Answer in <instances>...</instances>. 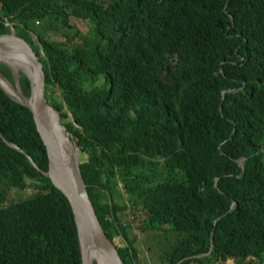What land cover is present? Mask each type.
I'll use <instances>...</instances> for the list:
<instances>
[{
	"label": "trees",
	"instance_id": "1",
	"mask_svg": "<svg viewBox=\"0 0 264 264\" xmlns=\"http://www.w3.org/2000/svg\"><path fill=\"white\" fill-rule=\"evenodd\" d=\"M12 25L125 264H146L128 211L158 239L149 264H264V0H0ZM0 132L18 149L0 138V264H84L32 112L1 86Z\"/></svg>",
	"mask_w": 264,
	"mask_h": 264
},
{
	"label": "water",
	"instance_id": "2",
	"mask_svg": "<svg viewBox=\"0 0 264 264\" xmlns=\"http://www.w3.org/2000/svg\"><path fill=\"white\" fill-rule=\"evenodd\" d=\"M11 28L12 33L10 35L0 36V56L10 54L12 58L23 60L29 66L31 74L28 75L24 71L23 74L30 82V97L28 98L22 93L19 86L18 74L14 75L15 86H12L0 74V86L13 99L14 97L10 90L16 88V91L21 94V97H17L16 101L29 108L32 112L37 131L47 150L49 169L44 175L67 198L74 211L84 264H94L91 258L98 255L103 257L106 264H125L114 243L106 234L97 212L93 207L81 174L77 156L74 157V162L68 165L58 150L52 122L49 117V108L51 105L46 97V74L43 64L31 46L17 35L13 25ZM20 98L27 99L29 104H25ZM70 121L74 122L72 118ZM58 123L63 126L61 116L59 115ZM74 125L77 127L75 122ZM63 129L70 137L67 128L63 126ZM0 138L11 148L17 149L7 143L1 132ZM76 148L79 151L77 146ZM29 160L33 163L31 159ZM98 264L100 263L98 262Z\"/></svg>",
	"mask_w": 264,
	"mask_h": 264
},
{
	"label": "bare ground",
	"instance_id": "3",
	"mask_svg": "<svg viewBox=\"0 0 264 264\" xmlns=\"http://www.w3.org/2000/svg\"><path fill=\"white\" fill-rule=\"evenodd\" d=\"M0 63L8 64L16 74H18V72H20V71L22 73L24 71L28 75L31 74L29 66L23 60H20L18 58H12V56L10 54L0 56ZM10 92L14 96V98L15 97L16 98L17 97H21V94L18 91L14 90V89H11ZM20 99L25 104H29L27 99H24V98H20ZM49 117H50V120L52 122L54 137H55V140H56V144H57L58 150H59L63 160L65 161V163L69 165V164L74 162V157L76 156V151L74 150V147H73V144H72V140L64 132L63 126L59 125V123H58V115L52 109L51 106L49 108ZM91 259H92L93 263L96 261L97 263L99 262L100 264H106V262L104 261L103 257L100 256V255L93 256Z\"/></svg>",
	"mask_w": 264,
	"mask_h": 264
},
{
	"label": "rangeland",
	"instance_id": "4",
	"mask_svg": "<svg viewBox=\"0 0 264 264\" xmlns=\"http://www.w3.org/2000/svg\"><path fill=\"white\" fill-rule=\"evenodd\" d=\"M81 29L84 30L85 32H87V31L89 32L90 27H88V25H86V24H83L82 27H81ZM0 64H4V63H0ZM7 66H9V65H7ZM9 68L12 70V68L10 66H9ZM12 72H13L14 75L16 74L13 70H12ZM19 73L22 74L21 71L18 72V75H19ZM12 86H14V85H12ZM14 90H17V89L14 88ZM14 99L16 100V97ZM55 100H56L57 103H60L61 102L60 96H59V93L58 92L56 93ZM57 115L60 116L59 113H57ZM63 122L67 123V122H70V121H63ZM72 144H73L74 150L76 151V156H77V154H78L79 151H77V148H76L75 144L73 143V141H72ZM77 160H78V158H77ZM122 192L125 193L124 190H122ZM13 195H14L15 198L20 199V198L26 197L27 193L19 192V191H14L13 192ZM124 196H125V200L127 201L126 195H124ZM132 214H134V216L136 217V225L139 228L140 226L143 225V223L145 222L146 219L143 216H141L140 214H135V213H132V212H129V211L126 214L125 219L127 220L129 218V216L132 215ZM138 236L141 237L140 244H139V246L141 248V258H142V260H144V262L146 264H149V263H151V256H149L148 249H149V247L151 245H153L154 243H157L158 242V239L157 238H153L154 235H152V237H150L148 234H144L141 230L139 231V235Z\"/></svg>",
	"mask_w": 264,
	"mask_h": 264
},
{
	"label": "clouds",
	"instance_id": "5",
	"mask_svg": "<svg viewBox=\"0 0 264 264\" xmlns=\"http://www.w3.org/2000/svg\"><path fill=\"white\" fill-rule=\"evenodd\" d=\"M9 67V66H8ZM11 84V83H10ZM12 98V97H11ZM15 100V99H14ZM126 220V219H125ZM125 226H132L133 232L136 233L137 235H139V228L136 225V217L134 216V214L130 215L129 218L124 222ZM140 240L141 237L139 236ZM116 247V246H115ZM117 248V247H116ZM118 250V249H117ZM119 252V251H118ZM124 262V261H123ZM98 264V263H97Z\"/></svg>",
	"mask_w": 264,
	"mask_h": 264
}]
</instances>
